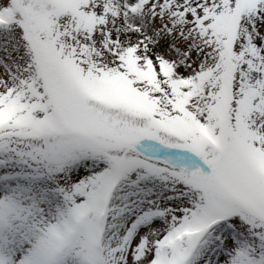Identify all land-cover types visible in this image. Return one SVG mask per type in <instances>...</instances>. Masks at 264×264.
<instances>
[{
    "label": "snow or ice",
    "instance_id": "6c2138e0",
    "mask_svg": "<svg viewBox=\"0 0 264 264\" xmlns=\"http://www.w3.org/2000/svg\"><path fill=\"white\" fill-rule=\"evenodd\" d=\"M0 264H264V0H0Z\"/></svg>",
    "mask_w": 264,
    "mask_h": 264
}]
</instances>
